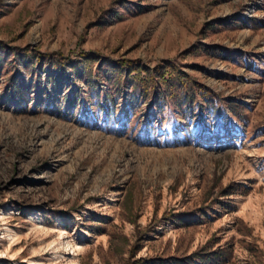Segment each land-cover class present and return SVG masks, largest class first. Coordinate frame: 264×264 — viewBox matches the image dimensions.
<instances>
[{"label":"rangeland","instance_id":"1","mask_svg":"<svg viewBox=\"0 0 264 264\" xmlns=\"http://www.w3.org/2000/svg\"><path fill=\"white\" fill-rule=\"evenodd\" d=\"M24 47L170 60L213 111ZM0 216V264H264V0H0Z\"/></svg>","mask_w":264,"mask_h":264},{"label":"trees","instance_id":"2","mask_svg":"<svg viewBox=\"0 0 264 264\" xmlns=\"http://www.w3.org/2000/svg\"><path fill=\"white\" fill-rule=\"evenodd\" d=\"M191 50L187 52L191 53ZM19 51V55L29 58L30 65H34L35 62L41 66L47 65L58 75L76 74L90 82L93 81V76L98 74L102 77L106 76L107 84L118 89L129 86L143 97L149 98L152 106L170 104L176 108L190 109L197 97H200L205 102L206 109L213 111L216 98L213 91L170 60L150 66L143 63L140 58L121 57L106 64V60L101 59L98 52L82 51L72 59L60 51L42 52L37 47L33 49L24 47ZM12 88L17 94L18 85L14 84V81H12ZM229 105L231 110L236 107L233 103ZM232 113L240 118L237 112ZM127 207L125 204V209L130 208ZM227 252L228 250L219 248L203 253H193L192 256L199 257L202 261L224 264L225 261H221L220 258H227L225 257L229 253Z\"/></svg>","mask_w":264,"mask_h":264},{"label":"bare ground","instance_id":"3","mask_svg":"<svg viewBox=\"0 0 264 264\" xmlns=\"http://www.w3.org/2000/svg\"><path fill=\"white\" fill-rule=\"evenodd\" d=\"M1 217V216H0ZM1 219V218H0ZM6 228V230H9L8 229V227H5ZM4 228V229H5ZM7 240H8V247L9 246H11V245H14L16 242V238H15V234L14 233H12V232H10V233H8L7 234ZM70 238V237H69ZM74 244L75 243H72V240H70V239H66V241L64 242V243H62V245H64L66 248H69V249H72L73 248V246H74ZM7 247V248H8ZM7 250V249H6ZM6 253V252H5ZM5 253H2L1 254V257H7V254H5ZM33 263L34 264H37L38 262L37 261H33Z\"/></svg>","mask_w":264,"mask_h":264}]
</instances>
